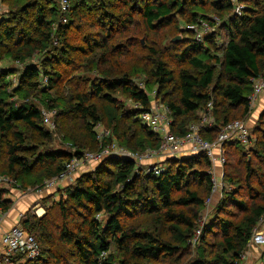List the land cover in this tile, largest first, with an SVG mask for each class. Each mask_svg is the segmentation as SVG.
<instances>
[{"label": "trees", "instance_id": "16d2710c", "mask_svg": "<svg viewBox=\"0 0 264 264\" xmlns=\"http://www.w3.org/2000/svg\"><path fill=\"white\" fill-rule=\"evenodd\" d=\"M91 1L94 24L101 29L84 34L80 44L71 46L67 30L72 24L91 27L80 21L78 12ZM12 2L20 19L31 17L33 7L36 14L34 32L1 28L0 20V50L18 38L4 55L14 65H25L21 71L0 69V175L13 178L23 188L41 185L61 173L73 156L99 152L112 142L134 153L159 146V136L141 124L138 110L120 111L116 106L118 99L113 96L117 93L146 109L148 94L155 91L156 99L169 109L171 132L176 136H183L187 126L197 121L200 109L211 102L215 124L200 132L208 142L215 140L221 128L250 113L253 81L264 75V0H238L244 6L240 16L234 14L231 0H72L65 22L56 30L59 45L55 48L50 45L56 6L46 12V4L39 0L36 4ZM202 22L215 31L201 42L185 30L186 38L180 43L173 44L175 35H171L163 45H145L146 66L134 64L127 71L110 60V53L121 56V50L141 49L144 34L160 38L158 33L172 26L176 34L183 25ZM87 53L92 56L84 58L87 68L98 72V81L88 85L82 80L60 90L56 68L70 54ZM38 54L43 55L41 61L37 57L38 65L27 63ZM169 55L181 66L171 68ZM40 73L47 78L42 88ZM17 74V85L12 87L9 79ZM138 79L145 90L135 84ZM95 100L105 105L98 106ZM41 107L55 110V133L63 141L59 145L69 146L73 153L63 147L53 149L54 136L43 126ZM72 119L79 122V135L62 130L63 123ZM258 120L255 150L245 153L239 144L224 145L223 181L229 190L223 191L196 245L189 241L211 190L210 164L204 154L167 160L158 177L136 174L130 160L107 158L78 175L73 184L58 189V199L43 197V217H26L23 227L36 237L41 253L21 264H240L251 232L264 216V172L254 166L257 159L264 167V112ZM98 124L111 134L101 144L94 131ZM30 134L39 136V144L46 142L48 152H36L39 145L28 147ZM230 149L240 153L241 171L233 167L228 173ZM257 173L259 182L253 188L251 178ZM0 206L8 211L12 202L2 200ZM97 215L102 219L98 221Z\"/></svg>", "mask_w": 264, "mask_h": 264}, {"label": "built area", "instance_id": "2783aa9c", "mask_svg": "<svg viewBox=\"0 0 264 264\" xmlns=\"http://www.w3.org/2000/svg\"><path fill=\"white\" fill-rule=\"evenodd\" d=\"M231 1L235 5L234 14L240 16L244 6L238 4V0ZM70 4V0H59V15L63 23L65 22V15H67L65 13L70 10ZM2 16L3 13L0 9V20ZM214 20L218 21L217 18H214ZM185 30L192 32L194 39L201 42L206 36L211 35L215 31V28L202 22L198 26H186ZM34 62L37 64H30L38 65V58ZM17 64L21 70L24 69V64H20L19 62ZM9 80L12 83V87H15L18 81V74L11 76ZM39 82L40 86L43 87L47 84V78L42 73L39 75ZM135 84L140 89L145 90L144 83L141 80L135 81ZM263 91L264 75L253 81L252 95L249 98V111L252 112L255 108L258 98ZM148 97L150 102L146 109L133 102H131V107L139 111L138 118L141 124L154 135L159 136L160 142L156 149L146 150L143 153H134L112 142L102 147L99 152L73 156L64 165L61 173L44 180L41 185L35 187L23 188L13 178L0 175V195L2 196L0 203L2 200H9L12 202L11 208H13L15 203L29 197H39V200H41L44 196L48 195L49 191L61 189L64 185L73 184L79 173L92 165L100 164L107 158L130 160L135 164L136 174L158 177L165 170V161L179 160L204 154L210 164L207 173L210 177L211 190L210 196L205 201L203 211L197 220V229L189 241L192 246L196 245L203 227L212 217L215 206L211 205H213L214 196H219L220 200L223 191L229 190V187L223 181L226 163L224 145L239 144L242 147L249 146L253 141L250 126L244 120H235L221 128L213 142L203 140L200 132L205 129H211L215 124L212 115L213 106L211 102H208L204 108L200 109L197 121L187 126L186 133L183 136H176L171 132L172 120L168 107L156 99L155 91L148 94ZM40 112L43 126L49 132L54 133L55 125L53 119L56 114L55 110L41 107ZM94 131L99 144L111 136L110 132L104 129L101 124H98ZM54 136L57 135L54 134ZM71 151L72 153L74 152V150ZM152 161H155V165H152ZM142 162H144V166H141ZM39 200L24 212L18 213L14 224L8 229H3V223L7 218L9 210L3 211L0 206V264H21L26 260H33L39 257L41 249L38 240L33 234L24 229L22 224L27 216L41 218L45 215V209H43L44 207L41 206ZM99 217L100 215L96 216L97 219ZM240 264H264V216L257 221L253 228L247 247L241 254Z\"/></svg>", "mask_w": 264, "mask_h": 264}, {"label": "rangeland", "instance_id": "374dc122", "mask_svg": "<svg viewBox=\"0 0 264 264\" xmlns=\"http://www.w3.org/2000/svg\"><path fill=\"white\" fill-rule=\"evenodd\" d=\"M32 1L36 4V0H32ZM84 1H86V0H84ZM39 2L46 4V7H47L46 12H48V9L56 6L58 17L56 18L57 22H53V24L51 25V27H52V34H51L52 42L50 45V46L55 48L59 45L58 40L55 36V33H56L57 28H58V25L63 24V21L61 20L62 18L59 15V8H58L59 0H49V1L39 0ZM70 2L72 4V0H70ZM12 5H13L12 0H0V9L3 13V16L1 18V21L3 20L1 23L2 24L1 28L5 29V28H8V26H11L12 28H15L16 32H18L19 30L34 32V27H35V25H34L35 16L34 15H36L35 11H34V7L32 8V10H30L31 17L25 18V19H20L19 15L17 14L18 9H15L14 7H12ZM92 5L93 4L91 1L90 4L85 5L83 8L78 10L80 21L81 22L84 21L83 24L89 25L91 27L89 28L87 26V27L82 29V28H80V24L75 22L67 30L68 43L71 46H77L78 44H80L81 40L83 39L84 34H86V33H97L101 29V27L99 25L96 27L94 24V23H97V21H96L95 13H93L94 6L92 7ZM91 7H92V9L90 10ZM67 13H68V11H67ZM67 13H65V14H67ZM65 19H66V15H65ZM46 20H48V17L46 18ZM134 21L138 24H141V21H140L138 15H134ZM173 28L174 27L172 26L171 28L166 29V30L158 33V37H160V38H155V37H152V36L146 35V34L142 35L140 37V41L142 42L140 44L142 47L141 49L133 48L128 53H126V52L123 53L121 48L120 49L118 48L119 50H121L122 55L121 56H115V55H112V53H110L111 54L110 60L118 63V65H120L122 68L124 67L123 69H126L127 71L130 69L129 67L134 65V64L146 66L147 64H146V61L143 57V56H146V50H145V48H143L145 45H147V47L152 46V45L157 46V42H162V45H163V43L166 40H171L169 38L168 39L166 38V37H169L171 35H175L173 37V39L180 37V41H178L176 43H180V42H182L183 38L184 39L186 38V35L184 32L185 28H186L185 25L181 26V28H180L182 30L181 33H180V31H177V33L174 34L175 30ZM140 29L143 30L142 25L140 26ZM17 41H18V38H16V39L13 38L12 40H9L7 43L13 45ZM176 43H173V44H176ZM11 45H9V47H7V44H5L4 45L5 47H3L0 50V52H2L1 53L2 61L0 62V69L13 68V70L14 69L15 70H21L20 67L18 66V64L14 65V63L11 61V59L5 57V55H4L5 52L10 50L9 48L12 47ZM53 52H54V50H53ZM48 53H52V50L49 49ZM168 54H171V56H173L174 52H173V54H172V52H170ZM171 56L169 55L166 60H168V63H169L171 68L177 69L181 65L178 64L176 62V60L174 61V59H172ZM37 57H39V59L41 61L43 58V55L38 54L36 57H34L32 60H30L27 63L37 64L34 62L35 59H37ZM56 57H58V56H56ZM84 58H87L88 60H90V58H92V56H91V54H88V53L84 56H81L79 54H70L67 57V59L63 60L61 65H59L58 68H56L57 72L59 73V77H61L60 80H58V82H57V87H59L60 90H64V91L68 90L70 88V86L72 88V87H74L75 83L81 82L82 80L86 81V83L88 85L90 83L98 81V79H99V77L97 75L98 72L97 71L90 72L87 68V63L85 62ZM140 76L141 75H139V77ZM143 77L145 78L144 75H143ZM69 81H73V82L69 83ZM40 87L42 88L43 86H40ZM113 98L115 100H116V98L118 99L117 100L118 103L116 104V106L121 108L120 111H123L126 109H131L130 107H131L132 101L126 102V96L125 95L117 93L116 96L115 95L113 96ZM95 102H97L98 106H101V107L105 105V103L103 101L95 100ZM122 103L126 104L125 105L126 107H124L122 105ZM263 112H264V91L259 96L258 101L256 103V106L252 110V112L250 111L249 115L246 116L245 119H242V120L247 122L248 126H250V132H251V135L253 137L252 143L249 146L244 148L243 151L245 153H248L247 150H249V148H251V150L256 149L255 144H256V142H258V135L254 134V129H255V125H257L256 123L259 121L258 119H259L260 115ZM63 125L64 126L62 127V130L66 131V132H76L77 135L80 134V130H79L80 126H79V122L77 121V119H72V120H69L67 122H64ZM135 129L136 128L134 127L133 130H135ZM52 134L54 136V134H56V133L54 132ZM56 135L59 138L57 136H54V138H53V149L63 147L64 149H68L71 151L70 147H68L66 145H61V146L59 145L63 141H61V135L60 134L57 133ZM29 136H30V138L26 142L28 147L31 148L32 146L39 145L40 147H36V150H37L36 152H41V153L48 152V144L46 142H44V144H39L40 141L38 139V137H39L38 135L33 136L32 134H30ZM82 144L85 145V143H82ZM51 147H52V145H51ZM227 157H228V164H230V166H232L231 169H229L228 165H227L228 173L232 171L233 167L237 168L239 171L242 170L241 162L243 161V159L241 161H239L241 155L238 151L230 149V151L227 154ZM256 160H255L256 163L254 166H256V168L259 169V172H264L263 171L264 170L263 164H261L262 161H258V160L256 161ZM143 163L144 162H142L141 166H144ZM145 164H148V163H145ZM152 165H155V161H152ZM92 166L87 168L85 171L79 173L78 175H80L82 173L89 172V171H91L97 167V166H95L94 168H92ZM257 177H258V173L251 178V186L253 188H257V182H259V179ZM199 192H201V195H204L202 190H200ZM242 198L244 200L247 199L245 192H242ZM40 201L41 200H39V202ZM216 205H217L216 203H213V205H211V206H216ZM41 206L44 207L42 203H41ZM20 208H22V207L20 206ZM43 209H45V207ZM45 214H46V209H45ZM223 217H225V215H223ZM139 218L141 220H144L143 216H139ZM101 219L102 218L100 216L99 219H97V220L99 221Z\"/></svg>", "mask_w": 264, "mask_h": 264}, {"label": "crops", "instance_id": "0c3cea01", "mask_svg": "<svg viewBox=\"0 0 264 264\" xmlns=\"http://www.w3.org/2000/svg\"><path fill=\"white\" fill-rule=\"evenodd\" d=\"M97 165L98 164L93 165L92 168H94ZM61 188H64V186H62ZM57 191L58 190L49 191L47 196H52V199L56 200V199H58V195H59V193ZM44 197H46V196H44ZM38 200H39V197H29V198H27L25 200H22V201H20L18 203H15L14 204V207L11 208L9 210V212H8L7 218L4 221V223H3V229L10 228L14 224V221L16 219L17 214L20 213V212H24L30 206H32L35 202H38ZM218 200H219V196H214L213 203H216L217 204L218 203ZM40 203H41V201H40ZM20 206L22 208H20Z\"/></svg>", "mask_w": 264, "mask_h": 264}, {"label": "water", "instance_id": "95a60500", "mask_svg": "<svg viewBox=\"0 0 264 264\" xmlns=\"http://www.w3.org/2000/svg\"><path fill=\"white\" fill-rule=\"evenodd\" d=\"M178 41H180V37H177V38L173 39L171 42H172V43H176V42H178Z\"/></svg>", "mask_w": 264, "mask_h": 264}, {"label": "bare ground", "instance_id": "6f19581e", "mask_svg": "<svg viewBox=\"0 0 264 264\" xmlns=\"http://www.w3.org/2000/svg\"><path fill=\"white\" fill-rule=\"evenodd\" d=\"M13 100V99H12ZM158 100V99H157ZM199 115V114H198Z\"/></svg>", "mask_w": 264, "mask_h": 264}]
</instances>
